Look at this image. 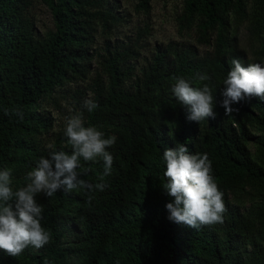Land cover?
<instances>
[{
	"label": "trees",
	"instance_id": "trees-1",
	"mask_svg": "<svg viewBox=\"0 0 264 264\" xmlns=\"http://www.w3.org/2000/svg\"><path fill=\"white\" fill-rule=\"evenodd\" d=\"M54 29L40 32L31 15L32 0H0V170H12L14 190L40 157L51 150L71 151L64 133L51 143L44 134L54 127L47 109L57 103L68 83L94 75L91 83L99 107L81 105L85 126H96L105 138L116 136L107 187L91 203L84 190L36 197L43 206L41 224L51 235L41 249L31 246L18 257L0 249V264H264V100L234 104L226 116L220 106L230 60L251 62L235 44L233 23L248 21L262 39L264 0H182L180 31H194V45L170 41L154 46L140 67L142 36L135 40L111 35L125 20L118 0H43ZM152 0H138L137 12L148 14ZM101 28V51L95 47ZM258 52L264 56V39ZM255 63H261L256 60ZM197 73H207L217 103L215 119H187V109L172 93L174 77L193 86ZM78 92H80L78 90ZM19 107L24 119L5 115ZM184 144L191 154L207 153L212 174L223 193V223L199 230L168 219L172 197L163 152ZM81 178L99 182L103 161L81 159Z\"/></svg>",
	"mask_w": 264,
	"mask_h": 264
},
{
	"label": "clouds",
	"instance_id": "clouds-1",
	"mask_svg": "<svg viewBox=\"0 0 264 264\" xmlns=\"http://www.w3.org/2000/svg\"><path fill=\"white\" fill-rule=\"evenodd\" d=\"M251 62L245 67L238 58L230 60L231 70L223 80V100L219 102L226 116L239 112L233 105L245 99L264 100V64ZM193 79L198 81L196 86L183 76L174 77L171 89L174 97L187 109L189 121L201 123L205 119H215L217 100L207 83L211 80L210 75L197 73ZM98 107L91 97L84 101V108L89 113ZM4 114L24 119V112L19 107L4 109ZM64 136L71 151L49 146L48 156L35 162L24 177L26 184L18 189L12 187V170H0V249L13 257H18L29 246L41 249L50 242L51 235L41 224L43 206L36 199L38 195L51 198L60 191L70 193L82 189L87 202L91 203L93 194L107 187L105 178L111 175L114 162L107 149L116 143L117 137L105 138V133L98 127L85 126L80 113L67 118ZM81 159L85 162L103 161L99 182L93 184L81 178L88 171H78ZM163 160L166 162L164 175L167 183L162 187L168 196L174 198L166 204L168 219L194 230L223 223V193L212 174L208 154H191L184 144H179L176 148H167Z\"/></svg>",
	"mask_w": 264,
	"mask_h": 264
},
{
	"label": "rangeland",
	"instance_id": "rangeland-1",
	"mask_svg": "<svg viewBox=\"0 0 264 264\" xmlns=\"http://www.w3.org/2000/svg\"><path fill=\"white\" fill-rule=\"evenodd\" d=\"M122 6L120 10L125 13V20L117 26L111 39L116 38L128 40H135L140 34V28L146 23L150 26V34L142 36L140 43L143 46L142 55L138 61L141 67L145 63V58L151 57L154 46L159 43H168L170 41H177L180 43L194 45L198 48L200 53L206 50H212L211 46L199 44L197 35L194 31H180L178 25V15L181 13L182 0H152L151 11L148 14L137 12L135 5L138 0H118ZM31 15L34 17L38 31L44 32L49 29H54L53 15L44 3L43 0H32ZM232 32L235 38L237 48L245 54L248 60L253 61L260 59L261 64H264V56L258 52L259 44L264 39V32L262 39L250 31V24L248 21L233 23ZM104 35L101 28L96 37L95 47L97 51H101L104 46ZM91 72L89 78L79 82L68 83L65 90L60 92L57 97V103H50L47 109L50 115L54 117V127L51 131L44 134L43 137L46 143H51L59 132L64 133L66 120L73 114L80 113L82 115L81 105L86 99L92 97L91 83L94 75ZM78 90L80 92H78Z\"/></svg>",
	"mask_w": 264,
	"mask_h": 264
}]
</instances>
